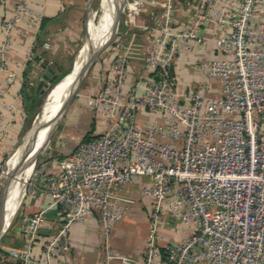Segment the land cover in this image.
<instances>
[{"label":"built area","instance_id":"2783aa9c","mask_svg":"<svg viewBox=\"0 0 264 264\" xmlns=\"http://www.w3.org/2000/svg\"><path fill=\"white\" fill-rule=\"evenodd\" d=\"M29 1L19 0L3 19L1 71L21 23L44 18ZM149 3L153 27L137 23L144 0H126L123 8L124 34L151 32L144 45L143 91L127 88L129 61L118 54L100 90L87 98L105 124L103 133L80 141L57 172L35 175L29 183L27 194L47 193L48 208H58L62 221L43 234L48 208L23 214L26 244L0 251L1 262L54 264L58 251L70 250L71 227L97 212L105 264H128L129 258L112 252L110 239L112 225L131 202L118 190L140 176L149 178L141 193L151 223L143 264H264V0H184V22L172 13L174 0ZM209 42L223 57L198 60V70L204 81L218 82L219 95L196 87L181 91L177 59ZM2 100L0 83V105ZM142 111L162 119L143 124ZM175 221L191 233L165 241L160 228ZM40 240L38 258L33 248Z\"/></svg>","mask_w":264,"mask_h":264},{"label":"crops","instance_id":"0c3cea01","mask_svg":"<svg viewBox=\"0 0 264 264\" xmlns=\"http://www.w3.org/2000/svg\"><path fill=\"white\" fill-rule=\"evenodd\" d=\"M18 2L19 0H0V46L4 37L3 19L5 15L12 14ZM174 2L177 6L172 12L174 17L181 22L187 21L188 10L179 6L184 0H174ZM89 3L90 0L29 1V6L33 10L43 11L45 15L41 22L21 23L19 26L20 30L16 32L13 38V45L9 52L6 66L4 70H0V83L3 91V100L0 105L2 117L0 120V161L4 151L15 144L17 138L24 131L28 95L34 94L33 86L38 88L45 72L42 67L43 60L36 59V56L42 55L44 60H49V66L54 70L55 62L63 66L60 59L64 58L66 54L64 49L61 50L60 46L69 47L70 42L80 36L81 23L84 16L87 19ZM153 11L154 7L149 3V0H144L140 22H138L139 25L153 27ZM113 19L114 17L111 18V23ZM125 30L121 33L123 35L122 40H118L120 42L117 43L109 55L101 56L93 66L85 87L80 91L73 104V110L62 136L64 140L56 144L59 147V152L52 159L41 163L40 169L35 174L36 178H40L48 172H57L59 170V161L71 155L80 141L87 135L91 138L96 137L105 130L102 118L94 109L88 106L87 98L100 90L108 77V68L118 54H124L129 61L127 88L138 86L139 92L143 91L141 79L145 75L144 65L146 61L144 45L148 34L151 32L137 30L136 34L132 35L124 34ZM45 42L50 44V48L44 47ZM85 43L86 41L82 50L84 57L86 55ZM195 46L198 49L197 51L184 54L176 61L179 79L178 88L181 91H185L196 87L208 95L217 96L220 91L218 82L216 80H203L201 72L198 70V60L203 58H221L223 54L219 53L211 42ZM79 53L80 50L75 59L76 64H82L79 63ZM19 95H22V98ZM11 106H14V108ZM140 115L143 124H148L151 121H161L162 119L158 114L149 111H142ZM20 158L21 151L19 161ZM148 184L149 178L135 176L132 181L121 186L118 190L120 196L129 198L131 202L128 203V210L122 220L112 225L110 247L113 253L129 258L128 264H143L151 223L148 218V212L150 211L149 201L142 196L141 191ZM50 204L51 198L47 193L28 195L24 200L15 225L1 239L0 251L23 249L26 239L20 231L21 216L48 208ZM12 211V208L7 209V219L14 214L15 210ZM61 221L62 214L60 210L56 207L48 208L46 228L43 229V234L52 231ZM100 231L101 223L97 212L86 223L73 225L70 229V250L58 251L53 263L105 264L106 253L100 237ZM160 231L165 241L171 239L183 240L191 233L188 225L177 221L170 224L164 222ZM42 244L41 240L34 244L33 253L38 258L42 256ZM0 264H18V262L14 258H9L5 262L0 261ZM114 264L125 263L116 261Z\"/></svg>","mask_w":264,"mask_h":264},{"label":"rangeland","instance_id":"374dc122","mask_svg":"<svg viewBox=\"0 0 264 264\" xmlns=\"http://www.w3.org/2000/svg\"><path fill=\"white\" fill-rule=\"evenodd\" d=\"M101 3H102V0H90V3L88 5V9L89 8L92 9L91 13H92V15H94L96 23L98 22L100 14H101ZM140 18H141V15H138L137 23L140 22ZM85 19H86V16L83 17V22L81 23L80 36L76 40H74L73 42H70L69 47H65L64 48V46H60L61 50L64 49V53L66 54V56L64 58L60 59V62L63 65L61 70H59L57 68L58 66L56 67V66L53 65L54 68H55L56 73H58V79L54 80L52 83H50V85L48 87H44L43 86L41 89L35 88V86H33V93L37 95L39 103H41L40 106L38 107L39 110L41 109L43 103L45 102V99L47 98V96L49 95L51 90L53 89L54 84L60 78H62L64 75L68 74L72 70V68L74 66V63H75L76 56H77L79 50H80L79 63H83L85 57L83 56L82 50H83V47H84V42L86 41V20ZM127 20H128L127 9L126 10L124 9V11L120 15V21H119V26H118V34H117L116 38L102 52V54L100 55V57L98 59H100L101 56L103 57L105 55H109V53L117 45V43L122 40L121 38L123 37V35H121V33H123V31L128 27L126 25V21ZM134 28H137V27H134ZM111 29H112V23H111V20H110V28L108 29V33H110ZM118 40H120V41H118ZM88 51H89V49L87 48V44H85V52H88ZM89 74H88V76H89ZM88 76L85 78L84 82L82 83V86H81L78 94L85 87L87 79H88ZM64 82H65V80L55 89V91L52 93L51 97H56L61 92L62 85L64 84ZM78 94L75 96L74 100L72 101L70 106L67 108V110L65 111L64 115L58 120V122L56 124V127L53 130L47 145H46V141H43L42 142L43 145H41L39 147L38 150H41V152L36 156V158L34 160L33 171H32L31 176L29 177V179L25 183L24 195L22 197V200H21V202H20V204H19V206H18V208H17V210L15 212V215H14L12 221L10 222V225L8 226V228L6 229V231L4 232L2 237L0 238V242H1V239L3 238V236L6 234V232H8L15 225L17 219L19 218V214H20L22 205L24 203V200L28 196L27 193H28V189H29V183L31 182V179L35 176L37 171L40 169L41 163H43L45 160L48 161V160L52 159L59 152V147L56 146V144H57V142H59L61 140L62 141L64 140V139H62L63 138L62 136L64 134V131L66 130V123L68 121L69 116L71 115V112L73 110L72 109L73 108V104L75 103L76 98L78 97ZM33 113L34 112L30 113L28 115V117L26 118L25 130L17 138L15 144H13L12 146H9V148L6 151H4V153L2 154V158H1V161H0V204L2 202L1 198H2L3 192L6 190V188L8 189V192L11 191V178H9V176L8 177L4 176V172H5L6 168L8 167V165H10L11 158L14 156L15 151L18 149V147H20L23 144V142H24V140H25V138L27 136L28 129H29V127L32 124V120H33V116H34ZM55 115L42 118L40 121H38V123H40L39 126H41L43 124L50 123L53 120ZM44 134H45L44 136L46 138L48 136V129L45 130ZM18 161H19V157H18V159H16V165H15L16 167H17ZM14 167H13V169H14ZM13 169H12V172H13ZM24 171L25 170H23L21 172V175L19 174V176H18L19 179H21L22 174H23ZM7 183H9L10 186H7ZM10 195L11 194H9V196ZM177 222L179 223V221H177Z\"/></svg>","mask_w":264,"mask_h":264},{"label":"water","instance_id":"95a60500","mask_svg":"<svg viewBox=\"0 0 264 264\" xmlns=\"http://www.w3.org/2000/svg\"><path fill=\"white\" fill-rule=\"evenodd\" d=\"M126 0H118L115 2V11H114V19L112 22V29L110 30L109 35L104 41H101L100 43H90L89 46V51L86 59L84 62L81 64V66L78 68L75 79L72 82V84L69 87V90L67 92V95L62 101V104L54 116L53 120L50 122V124H47L48 127V136L47 140L49 142V138L53 132V130L56 127V124L58 120L64 115L65 111L67 108L70 106L72 101L74 100L75 96L78 94L82 83L84 82L85 78L88 76L90 71L92 70L93 66L95 65L96 61L102 54V52L112 43V41L116 38L118 34V26H119V21H120V15L123 12L124 4ZM101 9H103V0L101 3ZM92 9H88L87 13V19H86V39H91L90 36V27H89V19L92 16L91 13ZM95 21V18L93 19ZM49 60L45 59L42 62V67L45 69V72L42 76V80L40 81L38 88L41 89L43 86L48 87L50 83H52L54 80L58 79V73L54 69H52L49 66ZM56 66H58V69L61 70L63 66L58 65V62H55ZM74 71V70H73ZM73 71L71 73H73ZM70 72L66 75H64L62 78H60L53 86V89L45 99V102L43 103L41 109L38 111V113L35 115L31 126L28 129L27 136L29 135V141L31 139H34V145L30 146L29 141H27L21 150V158L19 161V164L15 168L13 172V176L16 175L18 171H23L26 169V166L28 165H33L34 160L36 156L41 152V150H35L36 149V141L38 140L39 136V125L38 119L42 115L43 109L48 101V99L51 97L52 93L55 91V89L71 74ZM26 136V137H27ZM47 142V143H48ZM46 143V145H47ZM45 145V144H44ZM45 145V146H46ZM36 151V152H35ZM7 186H10L9 183H7ZM1 204H0V238L8 228L10 224L7 223V202H8V189L3 192L2 198H1ZM8 224V225H7Z\"/></svg>","mask_w":264,"mask_h":264},{"label":"bare ground","instance_id":"6f19581e","mask_svg":"<svg viewBox=\"0 0 264 264\" xmlns=\"http://www.w3.org/2000/svg\"><path fill=\"white\" fill-rule=\"evenodd\" d=\"M116 1H118V0H103V9H101V14H100V17H99V20L97 23L95 21H93L94 15H92L90 17L89 27H90L91 39L87 38L86 43H85V44H87L88 49H89L91 42L92 43L93 42L94 43H100L101 41H104L107 38V36L109 34L108 29L110 28V20L112 17H114L115 2ZM87 55H88V52H86L85 59H86ZM80 66H81V64L74 63V66H73L72 70L70 71V73H71L74 70L73 73H71L65 79V82L62 85L61 92L56 97H51L50 99H48V101H47V103L43 109L42 115L40 116L38 121H40L44 117L55 115V113L58 112V110L62 104V101L65 98V96L67 95L69 87L72 84V82L74 81L76 72ZM48 124H50V123H48ZM46 129H48L47 124H43V125L39 126V128H38L39 136H38V140L36 141V145H35L36 149L35 150H38L39 147L41 145H43L42 142L46 141V138L44 136L45 135L44 132ZM28 139H29V135L25 138L23 145L27 141H29ZM29 143H30L29 144L30 146H33L34 145V139L33 140L31 139V141H29ZM23 145L18 147V149L15 151L14 156L11 158L10 165H9L8 169L6 168V170L4 172V176L8 172L9 176L11 178V191L8 192L7 209H9L11 207L13 211L15 210L14 214H12V216L7 219L8 224H10V222L12 221V219L15 215V212H16V210H17V208H18V206L22 200L23 195H24L25 183L27 182V180L29 179V177L31 176L32 171H33V165H28V166H26V169L23 172L21 179L18 178L19 174L21 175V172H19L18 175L16 174L15 176H13V172L16 168V166H15L16 165V159H18L19 154H20V149L23 148ZM13 167H14V169H13ZM12 169H13V172H12ZM9 194H11V195L9 196Z\"/></svg>","mask_w":264,"mask_h":264},{"label":"trees","instance_id":"16d2710c","mask_svg":"<svg viewBox=\"0 0 264 264\" xmlns=\"http://www.w3.org/2000/svg\"><path fill=\"white\" fill-rule=\"evenodd\" d=\"M38 101V102H37ZM41 103H39V100H38V97L36 94H32V95H28V99L26 101V118L28 117V115L32 112H34V116H33V119L35 117V115L38 113L39 111V106H40ZM33 121V120H32ZM26 122V120H25ZM25 124H24V130H25ZM90 139H92L89 135H87L82 141H89ZM22 148V147H21ZM22 149H20L21 151ZM19 164V163H18ZM17 164V165H18ZM8 169V168H7ZM19 172H22V171H18L16 174H18ZM6 177L9 176V173L5 175ZM10 178V176H9Z\"/></svg>","mask_w":264,"mask_h":264}]
</instances>
